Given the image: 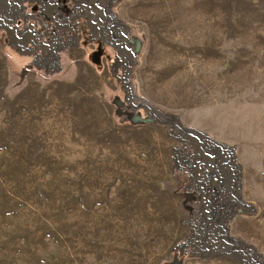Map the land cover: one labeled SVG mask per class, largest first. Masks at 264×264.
Here are the masks:
<instances>
[{"label":"rangeland","instance_id":"obj_1","mask_svg":"<svg viewBox=\"0 0 264 264\" xmlns=\"http://www.w3.org/2000/svg\"><path fill=\"white\" fill-rule=\"evenodd\" d=\"M68 1L29 57L8 37L29 13L1 12L0 264H165L134 212L164 197L162 150L192 159L186 124L235 142L264 199V0Z\"/></svg>","mask_w":264,"mask_h":264},{"label":"crops","instance_id":"obj_2","mask_svg":"<svg viewBox=\"0 0 264 264\" xmlns=\"http://www.w3.org/2000/svg\"><path fill=\"white\" fill-rule=\"evenodd\" d=\"M9 1L0 0V6ZM29 1H22L28 2L23 6L26 13L31 7ZM39 1L60 6V0ZM71 4L72 0L67 2ZM1 20L4 22L0 27H10L8 19L0 17ZM45 28V20L28 14L11 27L8 37L21 46L22 56L29 57L30 43L37 47L32 46L31 51L48 50L44 44L39 46L49 45L47 41L52 39L48 38L52 37L50 32L43 31ZM185 128L182 153H191L192 159L185 170H178L173 166L176 145L162 150L165 159L156 163L155 181L157 191L164 197L150 196L140 202L138 217L134 212L136 223L138 219L139 225L156 226L154 235L173 237L163 249L172 253L165 264H264V199L253 194L240 148L192 124Z\"/></svg>","mask_w":264,"mask_h":264},{"label":"flooded vegetation","instance_id":"obj_3","mask_svg":"<svg viewBox=\"0 0 264 264\" xmlns=\"http://www.w3.org/2000/svg\"><path fill=\"white\" fill-rule=\"evenodd\" d=\"M15 1V6L19 7L20 6H25L28 2H26V4H23L25 0H14ZM23 1V3H22ZM29 1V0H27ZM21 2V3H20ZM30 5H31V11L29 12V10L27 11L30 15L33 14L37 17H46L47 14H46V11L49 12V11H52V9L56 8L57 7V4L54 3V2H50L48 4H41L39 0H30L29 1ZM16 7V8H17ZM82 11H86L87 9V5H84L82 6ZM29 8V9H30ZM7 9V6H0V17H4L2 16V14L4 15V11ZM25 9V8H24ZM26 11V10H25ZM2 12V14H1ZM23 21V20H22ZM4 21H0V23H3Z\"/></svg>","mask_w":264,"mask_h":264},{"label":"water","instance_id":"obj_4","mask_svg":"<svg viewBox=\"0 0 264 264\" xmlns=\"http://www.w3.org/2000/svg\"><path fill=\"white\" fill-rule=\"evenodd\" d=\"M138 46V45H137Z\"/></svg>","mask_w":264,"mask_h":264}]
</instances>
